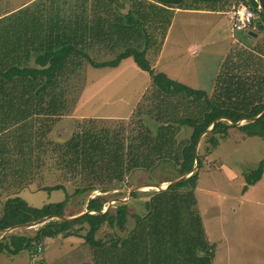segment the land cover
Instances as JSON below:
<instances>
[{"label":"trees","instance_id":"1","mask_svg":"<svg viewBox=\"0 0 264 264\" xmlns=\"http://www.w3.org/2000/svg\"><path fill=\"white\" fill-rule=\"evenodd\" d=\"M50 1L54 5H35L33 9L27 6L0 19V199L6 197L0 233L47 217L65 216L68 197L61 203L36 208L17 196L36 177L42 180L44 170L50 166L69 170L75 179L90 182L77 189V195L89 197L101 191L102 195L89 199L87 204L84 202L87 210L95 212L107 207L109 200L105 193L112 188L111 184L124 181L132 171L140 169L151 174L149 183L156 184L171 183L191 172L194 174L167 191L134 192L130 202H122L114 211L103 215L54 219L39 226L34 236L6 235L0 241V254L16 256L35 248L33 244H41L45 238L63 235V238H82L91 248L92 260L86 264H214L216 245L208 239L196 195L199 171L203 168L198 146L212 152L228 136L229 130L236 128L230 122L242 120L248 123L239 130L264 138V115L254 120L264 113V48L229 55L210 96L153 69L148 52L156 47L152 46L147 28L152 25L165 38L175 8L200 10L204 4L215 9L219 3L230 0H98L101 17L102 13H114L117 18L112 24L119 35L115 41L142 38L140 29L147 36L148 46L143 50L138 43L137 47L128 45L116 59L106 62H96L88 53L100 41L93 43L95 35L89 31L94 28L78 23L77 17L84 19L87 13L61 16L58 7L70 4L71 0ZM82 1L88 3V0ZM235 1L245 4L258 16L254 23L264 32V14L257 1ZM53 7L56 12L46 11ZM124 10L128 12L123 15ZM102 24L105 23L102 21ZM77 56L96 69L118 68L123 61L132 59L141 71L148 73L156 95L147 100L156 105L153 110L145 113V109L138 114L151 115L159 124L157 132L141 120V129L125 147L122 142L100 137L96 134L99 133L96 121H89L81 123L80 131L67 141L52 140L53 125L64 109L56 93L57 80ZM186 127L192 129L190 137L178 140L177 135ZM160 170L168 172L157 179L154 173ZM263 175L264 159L256 171L247 174V185L260 182ZM96 182L102 188H95ZM62 189L65 187L60 184L39 188L47 192ZM12 193L16 196L11 197ZM134 205L142 208V212H133ZM130 222H133L131 228ZM104 226L125 235L117 233L115 238L103 241L97 234Z\"/></svg>","mask_w":264,"mask_h":264},{"label":"rangeland","instance_id":"2","mask_svg":"<svg viewBox=\"0 0 264 264\" xmlns=\"http://www.w3.org/2000/svg\"><path fill=\"white\" fill-rule=\"evenodd\" d=\"M99 2L88 0V3H84L82 0H71L70 4L60 6L62 9L58 7L62 11L59 13L61 16L67 17L73 13L79 16L80 13H87L88 17L77 19L80 20L78 23L85 24L87 28L97 30L89 31L91 35H95L93 43L97 39L100 41L95 42L98 43L94 49L88 50L93 60H114L128 45L137 47L135 44L138 43L142 50L148 46L145 30L140 29V26L136 27L140 29L142 38L137 37L127 42L115 41L119 36L112 25L116 17L114 13H102L101 17L98 13ZM46 3L54 5L50 0H0V19L27 6L33 9L35 5L43 6ZM225 3H219L215 9L204 4L200 6V10L175 8L172 24L165 33V38L163 32L157 31L152 25L148 26V37L152 38V46L156 47L148 52L153 69L191 88L206 91L211 96L222 64L229 55H235L241 50L264 48V32L254 23L256 20L243 30L233 28V24L227 28L222 26V22L229 20V15L233 17V13L241 4L235 0ZM46 11L57 10L53 7ZM127 12L124 10L123 15ZM107 20L111 23L107 24ZM102 21L105 24H102ZM156 25L159 28L161 24ZM101 28L105 31H100ZM102 36L106 39L101 38ZM138 38L141 39L137 40ZM196 46L201 49L198 50ZM62 75L57 80L59 88L56 93L61 98L64 109L53 125L54 131L50 134L52 140L67 141L80 131L81 123L89 121H96L99 131L96 134H100V137L105 136L112 142H122L125 147L138 134L142 121L154 133L157 132L159 124L150 118L151 115L149 117L138 114L139 111L146 109L147 113L155 108L156 104L147 100L156 95L153 94L151 77L141 71L132 59L123 61L118 68L96 69L77 56L68 64ZM247 123L248 121H243L242 126ZM191 133V128H182L177 138L180 141L188 139ZM104 143L112 149L107 141ZM200 150L203 168L199 171L196 195L208 239L216 245L214 264H264V175L255 185H247L246 181L247 174L256 171L264 159V138L249 136L236 126L229 130L228 136L222 139L212 152H209V148L201 149L199 145L198 154ZM167 170L157 171L154 175L159 179L166 175L164 172ZM150 175L138 169L127 174L124 181L113 182L112 188L105 193L109 200L107 207L118 200L111 208V211H114L120 203L130 202L129 195L133 189L140 188L137 191L140 194L148 192L147 186L156 184L149 183ZM42 177V180L34 177L33 184L18 192L17 196L36 208L61 203L68 197L64 211L65 217L68 218L85 213V203L102 195L100 190L91 193L89 197L87 194L77 195V189L88 186L90 182H84L81 178L75 179L71 171L57 170V166L46 168ZM59 184L63 185L65 190H39L40 186ZM95 188L100 189L102 186L96 182ZM13 193L11 197L16 196ZM5 200L4 196L0 199V217ZM132 207L133 212L143 210L138 205ZM129 226L133 227V222H130ZM37 230L38 227L20 228L0 233V241L11 234L34 236ZM86 232L82 234L85 235ZM117 233L125 235L124 232L104 226L97 237L109 241L115 238ZM33 246L35 248L16 256L0 254V264H86L92 260L91 248L78 237L63 238L61 235L45 238L41 244L34 243ZM39 248L41 251L38 253Z\"/></svg>","mask_w":264,"mask_h":264},{"label":"water","instance_id":"3","mask_svg":"<svg viewBox=\"0 0 264 264\" xmlns=\"http://www.w3.org/2000/svg\"><path fill=\"white\" fill-rule=\"evenodd\" d=\"M257 1V3L259 4V8L261 9V11L263 12V14H264V4H263V2L261 1V0H256ZM264 115V113H262L260 116H258L257 118H255L254 120H258V119H260L262 116ZM243 121H248V120H242V121H240V122H237V123H233V122H230L231 124H233V125H235V126H238V127H240V126H242V122ZM216 124V123H215ZM214 124V125H215ZM214 125H213V127H211L210 129H209V131H211V130H213V128H214ZM199 147V146H198ZM198 170V168L196 167L195 168V171H197ZM194 173L193 172H191L189 175H187V176H185V177H183V178H181V179H179V180H176V181H174V182H172V183H169V184H167V185H164V184H150V185H148L147 186V188H148V192L149 193H151L152 192V190H155V191H158V192H160V191H167L168 189H169V187L170 186H172V185H175V184H177V183H180V182H182V181H184L185 179H187L188 177H190L191 175H193ZM138 189H140V188H137V189H133L131 192H130V197H131V195L134 193V192H137L138 191ZM152 189V190H151ZM116 201H118V200H115V202H113V203H111L108 207H106L104 210H102V211H98V212H95V211H89V210H87L85 213H83L82 215H79V216H76V217H70V218H68V217H59V218H55V217H47V218H45V219H43V220H40V221H37V222H33V223H30V224H24V225H21V226H15V227H13V228H11V229H8L6 232H9V231H13L14 229H22V228H35V227H39V226H42V225H44V224H47L48 222H50V221H52V220H54V219H58V220H74V219H78V218H81V217H83L84 215H86V214H99V215H103V214H105V213H107L109 210H111V208H112V206H113V204L114 203H116ZM5 232V233H6Z\"/></svg>","mask_w":264,"mask_h":264},{"label":"built area","instance_id":"4","mask_svg":"<svg viewBox=\"0 0 264 264\" xmlns=\"http://www.w3.org/2000/svg\"><path fill=\"white\" fill-rule=\"evenodd\" d=\"M238 8L233 13V28L243 30L249 27L258 16L243 3Z\"/></svg>","mask_w":264,"mask_h":264},{"label":"crops","instance_id":"5","mask_svg":"<svg viewBox=\"0 0 264 264\" xmlns=\"http://www.w3.org/2000/svg\"><path fill=\"white\" fill-rule=\"evenodd\" d=\"M228 18H229V20H227V21L224 20V21L222 22V23H223L222 26H223L224 28H227V26H230V25L232 26V24H233V17H232V15H229ZM231 19H232V20H231ZM171 30H172V29H171ZM171 30H170L169 34L171 33ZM194 47H195V46H194ZM194 47H193V48H194ZM196 48H198V50L201 49L200 46H196Z\"/></svg>","mask_w":264,"mask_h":264}]
</instances>
